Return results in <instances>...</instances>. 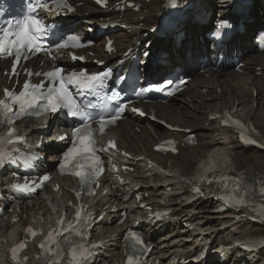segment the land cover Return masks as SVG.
<instances>
[{
	"label": "bare ground",
	"instance_id": "obj_1",
	"mask_svg": "<svg viewBox=\"0 0 264 264\" xmlns=\"http://www.w3.org/2000/svg\"><path fill=\"white\" fill-rule=\"evenodd\" d=\"M89 6L90 4L85 2L80 11H78V15L90 12ZM162 8V0H160V4H155V7H151V4H145V13L144 15L141 13L139 16H145L144 29L146 31L154 24H158L157 19ZM128 19L132 18L128 17ZM131 24L139 25V23L136 24V21H132ZM188 25H193L198 30L197 33L206 29V27L190 19L183 23L182 30ZM178 27H181V25H178ZM84 29L86 30V27ZM193 29L191 28L190 32ZM134 35L126 32L114 35L117 48L121 51L126 50L129 46L138 48L137 45L141 42V38L140 40L138 39L139 41H134ZM233 44L240 45V47L244 46L240 40L234 41ZM190 45L193 49L199 47L200 41L197 36L191 38ZM153 47L156 52L164 49L156 40L153 43ZM245 47L247 50L252 48L247 45ZM241 50L244 51L245 48L237 49L235 53L238 54ZM134 53L136 54V51ZM105 59L110 60L111 58ZM183 59L181 51L174 47L172 51L168 52L166 60L169 65L176 67L177 62ZM243 62L245 63L242 68L245 72L243 75L229 69L221 72H210V79H206L204 74H198L194 77L191 86L185 91L183 96L176 97L167 104L156 103L150 106L160 119L167 121L173 127L197 131L200 141L195 147L184 144L186 133H174L163 130L156 125H147L142 120L131 115L128 116L127 120L119 123L116 131L112 132V134L118 136L119 147L126 149L135 158L143 156L153 161L158 167H150L144 161L136 163L137 175L129 178L130 185H124L119 188V190L130 192L132 198L130 203H124L121 199L115 198L112 190L108 191L111 195L102 196L99 194L94 199L95 205L99 207L97 210L100 213H106L99 223L100 232L95 234L96 238L119 233L125 227H130L132 216L135 214V210L132 208L133 205L137 207L135 200L140 195L142 196L141 203H146L152 208L172 210L168 224L163 222L152 228L149 226L148 237L154 245V249L150 254V260L153 262L180 264L193 251L202 248L212 239L222 246L229 245L228 243L232 238L242 237L249 238L257 243L258 239L254 237L256 229H252L248 234H245L241 231L243 227L242 221L238 223L232 222L234 216L241 213H231V216L227 215L223 218L218 217L213 214L214 209H217L218 206H213V202L209 199H196L195 195L190 194L189 187L190 183H196L200 178H205L204 175L200 177H197V175L201 174L207 165L215 163V160L213 161L212 159L217 156V152L222 150L223 147L233 144V151H236L231 158V164L228 165L230 169H235L236 166L239 167L238 157L241 156V153L245 155L244 152L250 149V147L243 146L228 137L227 132L221 128L217 120H212L211 116L226 110L230 114H239L245 120L255 121L254 124L258 129L264 127V54H249L244 57ZM1 66H3L2 63H0ZM190 70L196 71V67L191 65ZM155 71L165 74L166 68L157 67ZM1 82H3V78L0 76ZM203 89L206 90V93H203ZM218 89L221 90L220 94L217 93ZM187 98L192 103H189ZM207 122L209 124L205 125ZM136 127L141 130L140 134L135 131ZM29 132L32 137L40 135V132L34 131L31 127ZM167 136L179 142V156L163 157L152 151V148ZM256 139L264 144V132L256 135ZM182 144L184 145L182 146ZM254 152L259 153L258 151ZM218 156L222 157L221 163H216L212 166L214 171L222 168V163L228 159L229 153H218ZM249 158L251 159L252 157L249 156ZM200 160H203V165L201 164L196 168L195 164ZM159 168H162L164 173L160 172ZM244 174L253 180H264V167L262 166L258 172L255 168L245 170ZM208 177H211V174ZM106 182L107 179H104L103 183ZM167 186L172 187L171 192L166 190ZM178 191L182 192L178 193ZM51 197L52 199L48 200L49 205L42 198H38L30 207L27 205L21 206L22 214L19 224L11 225L9 222L0 224L1 237L14 240V238L22 235L24 225L33 224L34 221L40 224L48 223L52 219L53 209L59 207V202L56 200L55 195L51 194ZM162 202H165L164 205L161 204ZM123 210L128 212L127 219L123 224L113 227V224L121 219L120 212ZM184 220L197 225L199 229L196 232L188 231L181 226ZM229 226L234 227L227 230ZM8 230H10L9 233H7ZM166 230L167 232L163 235L157 236L159 232ZM106 246L107 251L102 254L99 261H103L102 264H118L123 257L120 249L121 244L116 242L114 246L109 244ZM263 249L260 248L258 253H253L249 257L239 254L234 257L232 264H244L246 259L249 261L248 264H264L261 257ZM5 255L6 245L4 244V238H1L0 259L4 258ZM225 257V264H228L229 257L226 255ZM99 261L97 260L93 264H100ZM187 262L188 260L184 263Z\"/></svg>",
	"mask_w": 264,
	"mask_h": 264
},
{
	"label": "snow or ice",
	"instance_id": "obj_2",
	"mask_svg": "<svg viewBox=\"0 0 264 264\" xmlns=\"http://www.w3.org/2000/svg\"><path fill=\"white\" fill-rule=\"evenodd\" d=\"M55 2V0H53ZM43 7L47 8V3L42 5ZM66 7V5H64ZM71 10V9H69ZM47 27L44 25L43 21L34 15L29 14L23 22H16L15 24H9L8 27H0V53H7L8 56H14L15 60L18 62L22 55L27 52H38L40 51V40L46 34ZM75 39V37H73ZM48 76L51 78H58L59 79V88L55 90H50V94L47 97V106L44 109L45 111H52L56 112L58 108H66L68 109L69 114L72 116H79L81 117L82 121L85 122V126L83 128H76L74 129V133L77 136V143L73 145L71 149L67 153H65V160H69L70 158L76 156H82L86 153H94L96 152L95 147H92L94 141L90 132L89 127L87 126L86 122L92 119L91 113L86 111L85 109H81L79 104L74 100V98L69 94L65 84H71L75 81L77 84H82L85 87H88V90H91V85L97 81L98 75H86L84 73L76 74L72 73L68 76L67 81L64 80L63 71L57 69L53 72H49ZM102 86V81H101ZM25 91L19 94H10V90L5 89L4 95L7 98L4 101H0V109H4L6 111H13L12 108L9 107V103L16 105L20 112H26L27 110L34 109L38 107V102L41 99V95H38L39 89L42 87L40 85L31 86L29 83L24 84ZM32 88V92L28 91L29 88ZM52 91H55V95H52ZM14 114V112H13ZM115 119V117H113ZM9 124L13 123L14 121L8 120ZM103 123L101 124V131H103ZM12 133H9L11 136ZM3 139V138H0ZM114 147L113 145H110ZM104 149H101L103 151ZM6 157V153L0 151V165L3 164L4 159ZM100 164L101 161L98 157L94 158V165L89 164L88 167L91 168L93 171H100ZM80 175V173H77ZM45 179H48L45 177ZM197 191H199L197 189ZM80 213L77 212V217L79 218ZM31 231V230H29ZM34 235V233H33ZM137 239L136 237H133ZM138 243H142V241L138 240ZM23 247V245H21ZM43 248L44 245H41ZM14 251V258L15 252ZM77 253L74 252L73 254V264H78L76 260ZM81 258H84V254L80 253ZM128 264H134V257H129Z\"/></svg>",
	"mask_w": 264,
	"mask_h": 264
},
{
	"label": "rangeland",
	"instance_id": "obj_3",
	"mask_svg": "<svg viewBox=\"0 0 264 264\" xmlns=\"http://www.w3.org/2000/svg\"><path fill=\"white\" fill-rule=\"evenodd\" d=\"M155 4H160V0H153L151 7H155ZM150 14V11H149ZM262 132H264V128H261ZM241 153V156H239V164H238V171H245V170H249V169H254L260 170L262 168V166L264 167V154L263 153H253L252 152H244ZM249 156H251L252 158L250 159ZM246 158V159H245ZM213 160V159H212ZM259 228V227H258ZM249 229V227H248ZM246 229V232H248ZM259 229H264V228H259ZM259 234H264V230H258L257 231Z\"/></svg>",
	"mask_w": 264,
	"mask_h": 264
}]
</instances>
